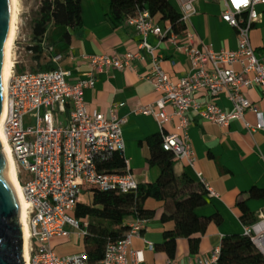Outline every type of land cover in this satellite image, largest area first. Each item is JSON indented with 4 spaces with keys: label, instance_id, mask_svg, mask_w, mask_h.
Wrapping results in <instances>:
<instances>
[{
    "label": "built area",
    "instance_id": "obj_1",
    "mask_svg": "<svg viewBox=\"0 0 264 264\" xmlns=\"http://www.w3.org/2000/svg\"><path fill=\"white\" fill-rule=\"evenodd\" d=\"M184 24L182 33H176L172 24L165 28L156 22L147 8L140 9L126 19L139 37L138 50L114 54L85 56L90 71L84 79L69 81L71 72L61 67L50 70H17L14 60L12 76L7 91V109L3 129L17 163V176L27 200L28 250L26 264H91L85 253L60 256L54 252L51 239L54 236L79 238L87 233L88 222L71 216L83 190L92 186L103 190L118 189L129 192L138 188V182L127 166L125 159L126 141L123 133L124 119L116 112L117 105L110 108L109 116L101 112H89L84 90L93 87L96 74L105 69H135V62L150 61L149 72L144 78L161 91L162 97L153 104L145 105L138 112L153 115L160 125L162 146L171 151L176 160L187 159L193 165L195 156L186 132L191 110L204 119L220 126H229L234 119H243L248 110L261 113L258 106L246 97L244 90L254 84L264 91V55L258 56L251 42V30L259 21L264 0H219L223 4L221 19L236 29L238 47L233 50L215 51L209 46L199 47L196 35L189 30L192 17L198 13L200 0H174ZM169 36L175 41L184 37L179 46L189 56L192 64L190 73L179 80H172L163 67V56L156 53V46L149 36ZM144 50V52H142ZM57 56L55 60H60ZM238 64L240 70L234 65ZM206 90L210 95L226 92L232 103L227 111L219 105L202 103L197 93ZM174 108L178 116L179 132L166 133L163 123L171 118L166 105ZM158 107V110L155 109ZM68 111L67 122L59 115ZM31 114L35 123L25 125V117ZM250 130L259 129L246 122ZM116 152L125 159V172L107 171L104 164ZM24 174V176H23ZM205 189L213 196L217 193L198 173ZM149 219H132L126 236L116 244H110L102 260L94 264H143L142 251L129 248L134 236L141 235ZM258 251L264 254V208L258 211L257 220L243 228ZM150 249L153 242L145 239ZM220 246L205 258L190 259L186 264H216ZM169 264H177L170 259Z\"/></svg>",
    "mask_w": 264,
    "mask_h": 264
},
{
    "label": "crops",
    "instance_id": "obj_2",
    "mask_svg": "<svg viewBox=\"0 0 264 264\" xmlns=\"http://www.w3.org/2000/svg\"><path fill=\"white\" fill-rule=\"evenodd\" d=\"M108 4L109 0H82L81 26L51 25L39 40L38 51H30L36 63L35 70L61 67L71 72L69 81L75 83L86 78L90 71V63L85 56L138 50L140 37L136 29L126 21L119 24L111 22L106 15ZM197 8L198 13L188 26L196 35V44L201 48L209 46L217 52L236 49L239 44L237 31L220 17L223 4L219 0H200ZM258 10L261 11V17L251 30V42L258 56H261L264 55V6L258 5ZM159 24L163 28L169 25ZM66 32L69 33L67 37ZM183 41L184 37L177 42L169 36H149V42L156 46V53L163 56V67L172 80H179L192 69L189 56L179 48ZM59 55L61 59L55 60ZM149 68L150 61L147 58L143 62H135L134 70L105 69L96 74L95 85L84 90L87 108L91 113L101 112L109 116L110 108L117 105L116 112L125 121V159L138 184L155 182L161 171L157 164L150 161L155 139L161 136L160 125L153 115L138 112L139 108L156 103L163 94L144 78ZM234 68L240 70L238 64ZM244 93L258 106L260 116L248 110L244 120L234 119L229 126L223 127L191 110L188 112L190 124L186 132L180 131V134L187 135L195 161L191 165L187 159L177 160L175 172L181 175L186 171L199 182L198 173H202L217 196L207 191L205 202L196 208V212L201 216L218 214V220L209 223L197 253H191L188 240L179 237L175 257L170 258L158 246L164 242V231L173 228L172 221L165 223L162 220L165 214L173 212V205L149 197L144 205L155 210L154 216L149 219L141 235L133 237L129 248V254L132 251L143 252V264H169L170 259L177 264H186L193 258L208 257L220 246L224 235L243 233L244 225L240 220L241 211L237 201L246 197L253 186L264 187V91L254 84ZM197 99L204 104L215 103L227 111L232 108L226 92L210 95L206 90H201L197 93ZM155 109L158 110V107ZM166 111L172 116L163 123L164 131L179 132L180 119L173 115V106L166 105ZM59 118L67 122L68 111L60 113ZM246 122L253 127L261 122L262 127L250 130ZM249 206L258 214L264 208V203L252 200ZM131 221L129 219L128 223ZM145 239L153 242V249L147 246ZM51 246L60 256L85 251L84 237L79 238L74 234L70 237L54 236Z\"/></svg>",
    "mask_w": 264,
    "mask_h": 264
},
{
    "label": "trees",
    "instance_id": "obj_3",
    "mask_svg": "<svg viewBox=\"0 0 264 264\" xmlns=\"http://www.w3.org/2000/svg\"><path fill=\"white\" fill-rule=\"evenodd\" d=\"M81 4L82 0H42L32 26V40L35 43L28 46L29 51H38L39 40L51 25L81 26ZM143 8H147L158 23L172 24L176 33L184 30L173 0H109L106 15L111 22L119 24ZM68 35L66 32L65 37ZM150 161L161 170L155 182L139 184L136 190L129 192L92 186L88 190L92 195L91 201L77 203L73 217L81 222H88L84 253L89 263L102 260L108 246L118 243L126 236L130 229L129 219H151L154 216L155 210L144 205L149 197L165 203L171 202L173 205V212L162 218L165 223L172 221L173 228L164 231V242L158 246L170 258L175 257L179 237L188 240L191 253H197L201 237L206 233L209 223L218 220V214L201 216L196 212V208L205 202L208 192L201 182L186 171L177 175V160L171 151L163 148L161 136L155 139ZM104 168L107 171L125 172L124 155L116 152L104 164ZM252 200L264 203V187L253 186L246 197L237 201V207L241 211L240 220L245 226L257 220V212L249 206ZM216 264H264V254L258 251L251 238L244 233L227 234L222 237Z\"/></svg>",
    "mask_w": 264,
    "mask_h": 264
},
{
    "label": "water",
    "instance_id": "obj_4",
    "mask_svg": "<svg viewBox=\"0 0 264 264\" xmlns=\"http://www.w3.org/2000/svg\"><path fill=\"white\" fill-rule=\"evenodd\" d=\"M12 18V0H0V114L7 72V43ZM20 205L10 174V164L0 138V264H26L25 231L19 221Z\"/></svg>",
    "mask_w": 264,
    "mask_h": 264
},
{
    "label": "bare ground",
    "instance_id": "obj_5",
    "mask_svg": "<svg viewBox=\"0 0 264 264\" xmlns=\"http://www.w3.org/2000/svg\"><path fill=\"white\" fill-rule=\"evenodd\" d=\"M21 14H22L21 0H12L11 29H10V34H9L7 43L5 45V52L7 55V72H6V77H5V82L3 86V92H2V103H1V114H0V138L3 142L4 148H5L8 160H9L10 174H11L14 187L16 189L17 196L19 199V205H20L19 221L25 231L24 257H25V260L28 261V257H29L28 232L29 231H28V224H27V200L22 190L21 184L18 180L16 160L13 156L12 149L7 141V136L3 129V121L5 118L6 109H7L8 85H9V80L12 76V69L14 65V61L12 59V46H13V43L16 38L17 31L20 25Z\"/></svg>",
    "mask_w": 264,
    "mask_h": 264
},
{
    "label": "rangeland",
    "instance_id": "obj_6",
    "mask_svg": "<svg viewBox=\"0 0 264 264\" xmlns=\"http://www.w3.org/2000/svg\"><path fill=\"white\" fill-rule=\"evenodd\" d=\"M42 0H21L22 14L20 16V25L17 31L16 38L12 46V59H16L17 70H35L36 63L32 58V53L28 46L33 42L32 26L34 19L38 16ZM35 123L31 114L25 117V125H33ZM24 176V174H23ZM92 198L91 192L83 190L79 195L80 202H90ZM73 216V211L69 212Z\"/></svg>",
    "mask_w": 264,
    "mask_h": 264
}]
</instances>
